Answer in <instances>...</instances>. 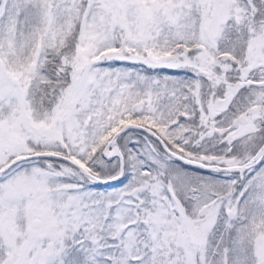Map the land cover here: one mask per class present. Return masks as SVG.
<instances>
[{
    "label": "snow or ice",
    "instance_id": "1",
    "mask_svg": "<svg viewBox=\"0 0 264 264\" xmlns=\"http://www.w3.org/2000/svg\"><path fill=\"white\" fill-rule=\"evenodd\" d=\"M0 264H264V0H0Z\"/></svg>",
    "mask_w": 264,
    "mask_h": 264
}]
</instances>
